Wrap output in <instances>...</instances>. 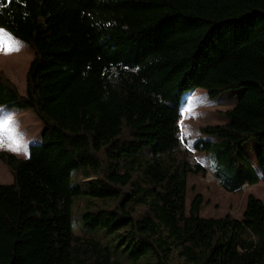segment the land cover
Returning a JSON list of instances; mask_svg holds the SVG:
<instances>
[{"label": "trees", "instance_id": "16d2710c", "mask_svg": "<svg viewBox=\"0 0 264 264\" xmlns=\"http://www.w3.org/2000/svg\"><path fill=\"white\" fill-rule=\"evenodd\" d=\"M0 29L33 52L23 94L0 70V106L42 124L26 158L0 151L12 177L0 184V264H126L72 229L73 171L102 200L84 224L123 230L135 259L264 264L259 198L240 218L201 217L200 194L186 207L187 177L205 168L179 133L185 91L242 87L225 123L200 127L216 140L192 149L228 192L264 181V0H0Z\"/></svg>", "mask_w": 264, "mask_h": 264}, {"label": "rangeland", "instance_id": "374dc122", "mask_svg": "<svg viewBox=\"0 0 264 264\" xmlns=\"http://www.w3.org/2000/svg\"><path fill=\"white\" fill-rule=\"evenodd\" d=\"M11 43L18 47V50L6 53L0 50V70L11 80L18 92L25 91V74L28 65L33 57V52L24 43L13 38L6 31L0 35V45ZM243 92V88H234L224 91L216 97H209L206 90L194 88L183 93L181 99V120L179 122V133L181 141L189 151L191 158L205 168V172L199 175L189 174L187 177L186 207L194 195L200 194L203 198L201 217H223L230 215L233 218H240L245 208L247 197L252 194L259 198L264 204V181L252 185H244L232 192L224 190L212 175L211 165L214 160L206 152L195 151L193 144L200 138L212 139L200 131L205 125L223 124L227 121L225 111L234 107ZM5 108V107H4ZM183 110V114H182ZM38 125L41 122L34 113L28 109L16 107L0 109V139L4 141L0 151L13 153L8 146L10 139L15 137L20 141L19 151L14 152L18 158H25L28 144L40 141L37 137ZM247 158L258 171L256 156L258 153V142L256 138L250 137L243 145ZM13 153V154H14ZM24 155V157H23ZM77 171L71 174V184L78 185L83 192L74 197L71 207V227L78 234H88L99 239L106 245L111 253L126 264H157L150 253L137 257L131 256L132 245L130 239L121 237L123 230L113 233L106 232L103 228H89L84 224L83 215L88 211H96L100 204L99 198L92 196L91 186L87 180H79ZM11 174L8 168L0 162V184H10ZM108 201V200H107ZM175 264H188L182 258L176 259Z\"/></svg>", "mask_w": 264, "mask_h": 264}, {"label": "snow or ice", "instance_id": "6c2138e0", "mask_svg": "<svg viewBox=\"0 0 264 264\" xmlns=\"http://www.w3.org/2000/svg\"><path fill=\"white\" fill-rule=\"evenodd\" d=\"M4 32V30L0 29V35H2ZM0 50L5 51L6 53L11 52V51H16L18 50V47L11 44V43H3L2 45H0ZM182 114H183V110H182ZM4 141L2 139H0V146H3ZM8 146L13 150V151H19V147H20V141L18 139H16L15 137H12L10 139V142L8 144Z\"/></svg>", "mask_w": 264, "mask_h": 264}, {"label": "crops", "instance_id": "0c3cea01", "mask_svg": "<svg viewBox=\"0 0 264 264\" xmlns=\"http://www.w3.org/2000/svg\"><path fill=\"white\" fill-rule=\"evenodd\" d=\"M0 109H2V110H4L5 108L4 107H2V106H0ZM39 127H38V134H37V137L38 136H40V134H41V131H42V124L41 125H38ZM28 146H29V144H28ZM28 146H27V151H26V153L24 152V150L23 151H21V152H23L26 156H25V158L28 156ZM14 152H17V151H13V153ZM12 153V154H13ZM14 155H16L15 153H14ZM23 157H24V155H23ZM1 162V161H0ZM3 164V163H2Z\"/></svg>", "mask_w": 264, "mask_h": 264}]
</instances>
